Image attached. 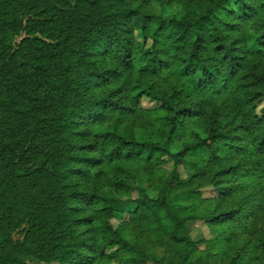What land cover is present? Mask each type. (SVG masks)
Segmentation results:
<instances>
[{"label": "trees", "instance_id": "trees-1", "mask_svg": "<svg viewBox=\"0 0 264 264\" xmlns=\"http://www.w3.org/2000/svg\"><path fill=\"white\" fill-rule=\"evenodd\" d=\"M263 101L264 0H0V264H264Z\"/></svg>", "mask_w": 264, "mask_h": 264}, {"label": "rangeland", "instance_id": "rangeland-1", "mask_svg": "<svg viewBox=\"0 0 264 264\" xmlns=\"http://www.w3.org/2000/svg\"><path fill=\"white\" fill-rule=\"evenodd\" d=\"M135 23H136L137 27H140L142 25V23H143L142 18H137L135 20ZM136 34H137L138 38L142 41L143 39H142V35H141L140 30H137ZM143 106L145 108H151L152 109V108H156L158 106V104L156 102L146 98V99L143 100ZM259 108L260 109L264 108V101L259 106ZM136 135H137V137H138V139L140 141H145L146 140V134L142 130H137L136 131ZM202 191H203V195L205 197H211V196L215 195V190L213 188H207V189H204ZM133 197L134 198L137 197V193L136 192L133 193ZM125 218L126 219L128 218V213L125 214ZM112 224L115 227H118V225L120 224V221L113 220ZM188 226L191 229L193 239H195V240L199 241L202 237L203 238H207V239H210L212 237L208 226L204 222H201V221H199V222H190L188 224ZM14 237H15L16 240H20V239H22V234L21 233H17V234H15ZM200 248L205 249V244H201ZM33 264H47V263H43V262L37 261V262H34ZM51 264H57V263H51ZM148 264H157V263L153 262V261H150V262H148Z\"/></svg>", "mask_w": 264, "mask_h": 264}]
</instances>
